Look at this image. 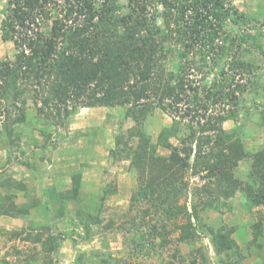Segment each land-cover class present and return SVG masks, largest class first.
Here are the masks:
<instances>
[{"label": "trees", "instance_id": "obj_1", "mask_svg": "<svg viewBox=\"0 0 264 264\" xmlns=\"http://www.w3.org/2000/svg\"><path fill=\"white\" fill-rule=\"evenodd\" d=\"M6 3L1 35L16 49L13 60H0V120L3 118L7 143L13 140L14 126L27 121L29 102L44 123L64 130L81 109L124 107V118L138 127L128 136L117 135L111 154L114 159H129L138 172L129 224L121 225L135 250L145 252L152 239L158 240L161 248L167 246L161 227L171 226L170 232L178 233L182 244L200 237L198 204L189 207L188 201L182 202L189 191L185 178L193 145L196 171L199 166L206 178L215 180L219 196L230 199L243 190L249 208L264 207V150L249 155L242 139L224 129L226 122L237 119L239 95L248 91L251 82L255 84L256 79H251L259 71V59L264 61L260 30L232 33L229 29L230 25L251 22L237 10L234 0H128L126 6L118 0ZM190 55L202 74L201 85L194 87L186 80L190 66L181 64ZM170 61L178 73L169 71ZM158 109L186 120L189 131L178 148L170 139L182 124L175 121L163 129L159 142L170 151L168 156L158 153L145 130L147 120ZM133 137L137 139L134 146ZM246 160L251 168L243 180L238 166ZM72 178L69 193H53V200L63 206L80 197L82 174L75 173ZM18 187L27 188L22 183ZM108 193L112 191H106L102 200ZM209 196V201L201 203L205 207L215 203L213 194ZM0 212L16 217L26 216L30 210L12 202L10 206L1 203ZM253 228V242L258 244L264 219ZM209 232L218 256L238 251L231 232L212 228ZM28 236L27 240L42 243L47 252L60 247L56 236L50 235L46 241L41 234Z\"/></svg>", "mask_w": 264, "mask_h": 264}, {"label": "rangeland", "instance_id": "obj_2", "mask_svg": "<svg viewBox=\"0 0 264 264\" xmlns=\"http://www.w3.org/2000/svg\"><path fill=\"white\" fill-rule=\"evenodd\" d=\"M118 2L122 6L128 4V0ZM234 5L251 22L238 27L230 25L232 33L260 30L264 34V0H234ZM6 9V0H0L1 61L13 60L16 55L14 43L4 41L1 35ZM259 60V71L251 79L257 82L254 85L251 82L248 91L239 95L241 103L238 110L235 109L237 119L224 124L227 133L234 132L242 139L249 155L264 150V61L263 58ZM193 61V55H190L181 64L186 68L190 66L186 80L194 87L201 85L202 74ZM167 65L169 71L178 73L174 62ZM224 68L228 70L226 66ZM223 107L232 109L231 105ZM27 113V121L14 126L12 142L7 143L3 118L0 120V204L10 206L13 202L17 208L28 206L30 210L28 215L16 217L0 212V264H191L193 261L196 264H264V233L258 244L253 242V226L260 218L264 219V207L249 208L243 190L236 191L230 199L219 196L215 180L206 178V172L199 166L196 171L195 145L185 178L189 191L182 202L188 201L189 207L198 204L200 237L192 243L182 244L178 233L170 232L171 226L165 230L161 227L160 231L165 234L163 240L168 245L161 248L159 241L152 239L155 246L151 240L146 244L145 252H138L129 235L121 229V225L129 224L138 172L129 159H114L111 154L116 149L117 135L128 136L138 124L124 118V107L81 109L68 130L44 123L32 102L28 104ZM175 121L182 125L170 143L179 148L189 133L186 120L158 109L145 124L146 132L161 155L168 156L170 151L162 147L159 135ZM131 140L134 146L137 139ZM205 150L210 151L208 147ZM250 168L249 160L240 162L241 179H247ZM75 173L82 174L79 200L63 206L60 201L53 200V193H69ZM19 183L24 184L26 190H21ZM106 191L112 193L102 200ZM196 191L199 192L197 195ZM210 194L215 203L205 207L201 203L209 201ZM98 218L100 225H97ZM86 219L90 222V232L85 226ZM210 228L231 232L238 251L231 252L230 256H218ZM16 232L22 233L21 236L16 237ZM37 234L45 241L50 235L58 237L60 247L50 253L45 251L42 243L27 240L28 235L33 238Z\"/></svg>", "mask_w": 264, "mask_h": 264}]
</instances>
